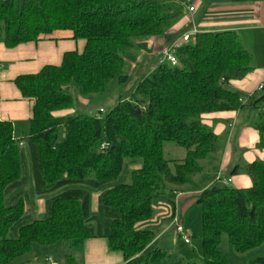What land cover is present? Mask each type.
Masks as SVG:
<instances>
[{
	"label": "trees",
	"instance_id": "obj_1",
	"mask_svg": "<svg viewBox=\"0 0 264 264\" xmlns=\"http://www.w3.org/2000/svg\"><path fill=\"white\" fill-rule=\"evenodd\" d=\"M183 11L179 2L158 0H0L7 49L67 35L85 42L61 65L14 81L33 107L30 134L20 140L11 122L0 121V264H16L35 247L69 245L80 254L91 239H106L124 264H163L165 252L145 254L155 234L137 226L153 219L169 192L218 170L225 138L203 117L258 111L254 129L264 151V90L250 95L231 87L254 71L251 53L231 31L198 33L177 49L178 67L158 64L130 100L102 117L58 115L76 111L79 98L94 103L127 85L125 57L138 42L164 37ZM168 144L185 157L167 160ZM241 173L250 188L214 184L195 197L203 216L201 264H228L219 251L223 236L239 254L264 244V161L235 167L231 176ZM64 259L77 262L75 254Z\"/></svg>",
	"mask_w": 264,
	"mask_h": 264
},
{
	"label": "crops",
	"instance_id": "obj_2",
	"mask_svg": "<svg viewBox=\"0 0 264 264\" xmlns=\"http://www.w3.org/2000/svg\"><path fill=\"white\" fill-rule=\"evenodd\" d=\"M163 1L183 4V16L170 30L169 35L138 42L137 50L134 52L138 61L147 54L142 48L143 45L149 46L150 49L155 48L154 58L158 60L160 50L176 45L178 41L177 46H181V38L193 28L197 29L198 33L231 31L239 39L240 33L245 32L247 28L264 30V0H213L209 1L205 7L201 5V0H195L194 3L193 0ZM200 6L203 8L204 15L203 20L197 24L195 19ZM189 7L195 8L194 13H189ZM175 35L178 37L174 42L171 38ZM62 38L64 39L56 42L24 44L14 49H7L0 41V121L12 123L16 140L25 137L24 135L18 139L17 133L26 131V124L31 128L33 104L23 99L14 81L20 76L37 74L46 66H59L66 53L81 52L85 47V42L82 40L69 39V35ZM241 41L250 52L247 43ZM262 83H264V66L257 67L254 63V71L242 80L231 82V87L253 95L258 92ZM258 116V111L245 108L238 112L217 113L203 117L205 123L226 141L218 172L225 173L230 166V169L243 168L255 161H264V151L258 148L259 134L254 129ZM228 179H231L236 189H248L252 186L250 178L246 175L229 176L226 180ZM185 195L186 193L182 194V197ZM97 210L98 196H95L93 211L97 212ZM39 211L44 212L43 201L39 203ZM81 255L82 264H124L122 254L111 251L106 239L88 240Z\"/></svg>",
	"mask_w": 264,
	"mask_h": 264
},
{
	"label": "rangeland",
	"instance_id": "obj_3",
	"mask_svg": "<svg viewBox=\"0 0 264 264\" xmlns=\"http://www.w3.org/2000/svg\"><path fill=\"white\" fill-rule=\"evenodd\" d=\"M183 1L189 2V0ZM194 1L195 0H193V3ZM209 1L213 0H201V5H204L203 7H205ZM202 9L203 8L200 6L196 13L197 18L195 19V22L197 24L203 20L204 13H202ZM169 32L170 31H168L166 35H169ZM177 37L178 35H175L174 38H171L172 41L175 42ZM239 37L247 43L256 66H264V30L247 28L245 32L240 33ZM176 44H179V41ZM142 48L147 54L144 55V57H141L140 61H138L139 59L134 53L125 57L124 73L130 77L127 85L118 88L115 90L116 92L114 94L111 93V95L104 100H97L94 103L89 102L87 99L79 98L76 111L71 110L58 115H89L102 117L104 113L100 114L99 111L101 112V110H104L105 112H109L120 100H130L135 85L144 76L152 73L158 65L157 59L154 58V55L156 54L155 48L150 49L149 46L145 45H143ZM149 56L150 58H147ZM29 134L30 128L29 125L26 124V131L18 132L17 137L19 139L24 135L29 136ZM225 144L226 141L223 140L221 143V151L217 154L221 159ZM185 153V150L176 145L168 144L166 146V159L169 161H180L185 157ZM240 164L244 165L245 163ZM230 168L225 173L217 171L200 176L196 179V186H185L178 189L177 192L171 191L168 193L167 198L161 200L154 206L155 215L153 219L148 223H143L137 226L139 231H152L156 236L152 244L146 249V255L159 249L167 254L166 260L163 264H189L190 262L201 264L203 255V216L202 207L197 203L195 197L214 184H222L223 181L232 175L233 168ZM239 175L244 174L241 173ZM219 178H222V181H219ZM229 187L236 189L235 185L232 183ZM184 193H186V195L182 197V194ZM94 197L92 202L93 205ZM173 202L175 204V212H173ZM177 216L181 219V224L184 226L187 235L191 237V244H185L184 241L175 234L173 219ZM219 251L227 259L228 264H250L258 258H264V244L246 254H239L230 244L227 236H223ZM69 254H75V257L77 258L76 264H82L81 253H74V250L70 248L69 245H65L61 248L35 247L30 255L20 259L16 264H67L64 255Z\"/></svg>",
	"mask_w": 264,
	"mask_h": 264
},
{
	"label": "built area",
	"instance_id": "obj_4",
	"mask_svg": "<svg viewBox=\"0 0 264 264\" xmlns=\"http://www.w3.org/2000/svg\"><path fill=\"white\" fill-rule=\"evenodd\" d=\"M195 8L194 7H189V13H194ZM198 34L197 29L193 28L190 32H188L187 34H185L182 38H181V46L187 45L191 42H194L196 40V36ZM180 45L177 46L176 45H171L168 47L163 48L162 50H160L159 54H158V64L159 65H164V64H168L171 67H178L179 66V60L177 58V49L181 47ZM262 90H264V83H262L259 88L258 91L261 92ZM101 113H104V110H101ZM22 145V144H21ZM107 145H102L101 146V150H105L107 149ZM219 181H222V179H218ZM224 185H230L231 184V179L225 180L223 181ZM174 222V232L175 234L180 237L185 244H191V237H189L184 229V226L181 224V219L177 216L174 217L173 219Z\"/></svg>",
	"mask_w": 264,
	"mask_h": 264
}]
</instances>
